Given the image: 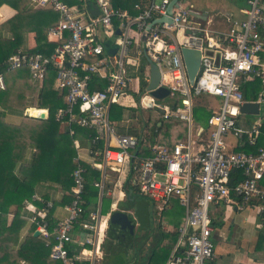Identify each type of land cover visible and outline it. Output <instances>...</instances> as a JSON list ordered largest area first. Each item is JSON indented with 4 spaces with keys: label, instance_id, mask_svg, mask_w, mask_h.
<instances>
[{
    "label": "built area",
    "instance_id": "2783aa9c",
    "mask_svg": "<svg viewBox=\"0 0 264 264\" xmlns=\"http://www.w3.org/2000/svg\"><path fill=\"white\" fill-rule=\"evenodd\" d=\"M171 1L136 3L134 16L114 8L110 0L72 6L63 0L29 2L30 9L59 13L58 24L46 34L47 41L58 45L49 57L18 50L6 61V71L27 69L30 79L39 85L52 71V89L63 98L55 122L71 138L76 136V129L94 133L88 136L90 159L86 166L74 142L77 152L71 173L73 185L66 192L71 201L63 207L66 216L49 230L52 202L33 196L32 201L43 205L39 209L25 202L26 208H32L29 225L46 239L49 258L58 264H100L103 260L106 220L100 208L82 218L86 168L104 171L112 166L118 171L125 167L127 173H135L138 196L155 212L169 208L172 200L184 208V222L176 230L178 238L165 264L213 262L210 214L217 203L237 210L252 207L264 219V0H246L244 18L233 21L226 31L191 23V13L179 0L168 15L170 24L157 23L149 29L152 21L167 16ZM87 5L95 7L97 15H90ZM182 48L196 49L201 54L200 74L193 85L186 77ZM142 54L159 67L160 85L169 91L171 104L163 105L145 91L139 107L143 109L144 99L149 98L151 109L158 110L163 119L187 125L184 141L173 147L150 145L151 155L146 157H138L143 140L119 134L110 119L111 108L127 96L130 74L138 68ZM253 82L257 85L247 87L250 93H256L246 100L244 87ZM5 86L0 75V89ZM201 95L218 98L220 105L217 109L210 106L212 114L204 127H195L192 137L194 101ZM246 102L259 105L257 115L240 112ZM38 110L46 112L43 119L48 118V110ZM247 116L254 120L249 122ZM234 172L240 173V179L232 175ZM104 180L102 176L92 184L100 193ZM75 228L87 234L78 242L80 248L74 245Z\"/></svg>",
    "mask_w": 264,
    "mask_h": 264
},
{
    "label": "trees",
    "instance_id": "16d2710c",
    "mask_svg": "<svg viewBox=\"0 0 264 264\" xmlns=\"http://www.w3.org/2000/svg\"><path fill=\"white\" fill-rule=\"evenodd\" d=\"M63 1L70 6L93 3V0ZM110 1L116 9L127 10L132 16L137 14L133 7L139 3V0ZM29 2L30 0H0V6L6 5L15 11L10 19L0 23V75H3L6 85L5 89H0V264H19L21 260L27 264H58L49 258V248L44 246V242L38 237H33L34 228L32 226L24 241H20L21 231L28 222L25 202H35L32 201V197L39 196L44 202H52L53 208L69 204L70 197H63L61 201L54 202L52 191L59 188L68 191L73 185L71 173L75 168L71 160L75 156L73 138L69 137L66 131L61 133L60 125L54 120L55 112L63 106V98L52 89V71L48 72L41 85L30 79L27 69L6 71L8 58L18 50H25L28 33L34 34L36 44L33 49L27 50L31 56L40 54L43 57H49L58 45L47 41L46 34L49 28L58 24L59 13L51 9H28ZM146 68H148V64L144 57H141L138 71L141 93L147 86L144 79ZM248 85L256 86L257 82L249 83L244 87L246 100L254 98L256 93V90L250 93ZM201 97L202 95L197 96L194 101L193 122L204 127L212 111L210 104L208 106L207 103L200 102L202 101ZM175 99H180V96L177 95ZM28 108L46 109L48 118L29 117L24 114ZM120 112L119 107L113 106L110 119L120 121ZM146 113L147 118L144 126L139 120L138 128L131 135L139 137L142 126L145 128L144 136H142L146 144L139 149L138 157L150 156L148 151L150 145L161 144L173 147L174 144L186 139V123L175 119L165 120L158 110H150ZM8 118H11L12 121L8 122ZM15 119H20L19 123H15ZM76 132L85 135L94 134L85 129H76ZM165 136L172 137V141L167 142ZM86 169V190L84 193L86 204L82 214L83 219H86L89 214L86 209L88 202L96 200L97 189L92 184L100 180L97 171ZM232 175L240 179L239 172H234ZM134 176V172H128L129 182H133ZM129 182L127 186L133 188L132 195L139 198L136 188ZM104 202L103 212L106 214L111 202L110 199H106ZM173 202L177 203L176 200ZM37 204L38 207H42L41 203ZM10 214L13 218L8 225L7 219ZM49 222L51 223L49 230H51L54 224L50 219ZM181 223H175L174 229L167 233L156 229V237L151 244L150 254L146 260L142 259L141 263L138 251L143 245L145 247L147 237L141 236L140 247L133 249L134 256L127 260H123L127 255L123 251L116 252L115 248L111 249L110 247V250L106 248V251L111 255L110 257L113 256V260L114 258L119 259V264H165L178 238L176 230L182 225ZM164 240L165 243L162 244Z\"/></svg>",
    "mask_w": 264,
    "mask_h": 264
},
{
    "label": "crops",
    "instance_id": "0c3cea01",
    "mask_svg": "<svg viewBox=\"0 0 264 264\" xmlns=\"http://www.w3.org/2000/svg\"><path fill=\"white\" fill-rule=\"evenodd\" d=\"M145 0H139L138 2H143ZM28 9H30L29 5L27 6ZM32 10H37V9H32ZM245 9H240V15L238 19L233 20V21H238L242 20L244 18V15L242 11ZM15 14V11L12 10L10 7L6 5L0 6V19L3 17H6L10 19L13 15ZM207 18V17H206ZM207 23H211L210 20L207 21ZM212 24V23H211ZM204 27H209V26H204ZM213 29L212 27H209ZM218 30V29H217ZM36 46L35 41H34V34L33 33H28L26 35V40H25V50H31ZM145 54H142L139 56V66L138 68L134 71L131 72L130 76L132 78L131 85L129 87L128 93L126 97H123L120 101V105H117L121 109L120 112V121H114L115 126L117 129V132L121 135H133L135 132V129L138 128L139 126V120L142 121L143 126L145 123L146 119H143V117L138 116V109H141L139 107V101L142 98L143 94L145 93V87L141 93L140 91V78L138 75L139 67H140V60L141 57H144ZM147 57V56H146ZM149 58V57H147ZM145 59V57H144ZM146 60V59H145ZM144 79L148 85L149 81V76H148V68L145 69L144 72ZM138 99V101H137ZM148 99V98H147ZM159 103L163 105H170L171 102L169 101L168 98L163 99V100H157ZM128 107V108H127ZM29 109V108H28ZM112 109V108H111ZM32 110H37V109H32ZM133 110H137V113L134 114ZM144 111H150L152 109L145 110L144 108L142 109ZM41 111V110H40ZM124 112V115L122 114ZM46 115V114H45ZM146 117V116H145ZM147 118V117H146ZM159 125V124H158ZM142 126V124H141ZM141 128L139 138L143 140V143L141 146L145 145V139L143 138L145 128ZM199 126L195 122L192 124V137H194V131L195 127ZM60 132L65 133L64 127L60 126ZM90 133L87 135L85 134H79L76 132V136L73 139H76V141L73 140V148L75 151V156H76V149L74 142L78 144V153L81 158V162L83 165L86 166L87 161H89L90 156L88 154V148H89V139L88 136ZM143 135V136H142ZM187 138V136H186ZM165 139H167V142L172 141V137L170 136H165ZM102 142V141H101ZM140 146V148H141ZM74 156V157H75ZM72 157V162L73 158ZM117 168V167H116ZM119 168V167H118ZM100 175V180L102 176L105 178L103 181V189L100 193V191L97 189V194H96V200L88 202V206L86 207L88 212H92L95 208L99 207L100 208V213L102 215V219L107 221L112 214L117 210L118 206L125 200L131 201L132 205L137 208V212L134 215V222L135 224H140L139 227L137 228L138 230V237H147V241L149 242V247L147 248L146 245L141 248L140 251H138L140 254L141 253H148L150 254V248L151 244L155 241L156 233L150 230V215L147 210L146 213H142L140 215V208H147L145 205L141 202V197L137 198L133 196V188L130 186H127L129 182L128 178V173L125 169V167H120V170L112 169V166H107L104 171H97ZM110 178H113V181L110 180ZM134 186V180L131 183ZM131 190L130 197H128V193ZM67 190H64L62 188L56 189L55 191H52V199L55 201H61L63 197H69L66 194ZM39 197V196H37ZM40 198V197H39ZM133 198V200H131ZM42 199V198H41ZM110 199V205H109V210L106 214L103 212V208L105 207V200ZM173 201V200H172ZM36 202V203H35ZM31 202L32 206L34 208H42L38 207L37 203H41L38 201ZM49 202V201H48ZM42 204V203H41ZM179 204V203H178ZM67 205V204H65ZM65 205H58L54 207L52 210L49 211L48 213V221L49 219L53 224H56L59 220L63 219L66 216V213L63 209ZM179 207H181L179 205ZM183 208V207H181ZM28 213V218L31 215L30 210L32 208L29 206V208H26ZM184 210V208H183ZM152 214L155 216L156 219H161L159 216L160 214L158 212H152ZM211 221H212V234H211V239L214 244V253H215V258L211 264H264V219L261 218L255 211L254 208L252 207H246L243 210H237L235 207L228 206L222 203H217L214 205L211 209ZM124 216V215H123ZM184 216H185V210H184ZM184 216L182 217L180 223L183 221L184 222ZM12 214L8 216L7 219V224L9 225L12 221ZM125 218V216L123 217ZM50 223V222H49ZM166 224V223H165ZM51 225V223H50ZM147 226L148 230L146 232H141L140 230L143 228V226ZM169 225V224H167ZM33 227V226H32ZM171 227V226H170ZM31 228V225H29V222L25 225V227L22 229L21 234H20V241H24V238L28 234V230ZM34 228V227H33ZM146 228V229H147ZM140 229V230H139ZM158 229L162 230L163 232H171L174 229V226L171 227V229H167L163 223H160L158 225ZM74 237L76 239L75 242V247L80 248L78 245V242L86 237L87 234H84L82 231H78V228H75L74 230ZM43 242L44 246H47V241L41 236H38ZM151 239V240H150ZM140 242V240H139ZM145 242V243H146ZM165 243V240L162 242V244ZM106 240L104 236V240L102 243V254H103V260L101 261L100 264H111L113 263V258L110 257L109 253H107V250H110V248L107 246L106 247ZM137 248V247H136ZM135 248V249H136ZM16 250V249H15ZM127 257H133L134 253L132 250L126 251ZM137 252V251H136ZM138 253V255H139ZM137 254V253H136ZM125 255V254H124ZM134 260V259H133ZM146 260V259H145ZM135 261V260H134ZM133 261V262H134ZM142 260H139L141 263ZM166 263V262H165ZM19 264H27V262L21 260Z\"/></svg>",
    "mask_w": 264,
    "mask_h": 264
},
{
    "label": "rangeland",
    "instance_id": "374dc122",
    "mask_svg": "<svg viewBox=\"0 0 264 264\" xmlns=\"http://www.w3.org/2000/svg\"><path fill=\"white\" fill-rule=\"evenodd\" d=\"M181 4L183 8L187 9L189 13H191V19H190L191 23L200 24L203 27L209 26L212 27L213 29H218L220 31L228 30L233 20L238 19L240 15V9L247 8L246 0H181ZM7 20L8 18L3 17L0 19V23H3ZM208 20H210L212 24L211 23L208 24L207 23ZM201 99L202 101L200 102H204L205 104L207 103L208 106L210 104V106H213L215 109H217L220 105V100L212 96L202 95ZM26 110L24 114L31 117V115H29ZM261 112L264 113V106H262ZM133 113L136 114L137 110H133ZM122 114L124 115V112ZM138 116L139 118L143 117V119H146L147 113L142 109H138ZM32 118L34 117L32 116ZM241 119L244 118L242 117ZM247 119L249 122H251L252 120H254V117L247 116L246 120ZM9 121H12V119L8 118V122ZM19 121L20 119L19 120L15 119L14 122L19 123ZM110 180L113 181V178H110ZM126 203L127 202H125V204ZM147 210L148 212L149 211L154 212L153 207L149 203L147 206ZM158 213L159 214L161 213L159 215L161 219L156 220V224H153V228H152L153 222L150 221V230H152L153 232H155L156 229H158V225L160 223H163V225L170 230L171 227H173L175 223H179L182 217L184 216L183 208L179 207L178 202L174 203L173 201L170 202V206L167 210ZM122 251L125 254L127 253L124 250ZM127 259L128 257L125 256V259L123 260H127ZM118 261L119 259L117 258H114L113 260L114 263L119 264Z\"/></svg>",
    "mask_w": 264,
    "mask_h": 264
},
{
    "label": "water",
    "instance_id": "95a60500",
    "mask_svg": "<svg viewBox=\"0 0 264 264\" xmlns=\"http://www.w3.org/2000/svg\"><path fill=\"white\" fill-rule=\"evenodd\" d=\"M177 1H179V0H172L170 2V4L167 7V16L166 17H162L160 19H155L154 21H152L148 25V28L150 29L152 26H154L157 23L170 24L171 20L168 17V15L171 12V8L175 5V3ZM87 10H88V13L90 15H97V9L95 7L91 8L89 5H87ZM117 34H119V32H117ZM112 53H114V50L112 51ZM181 56H182V61H183L187 80H188L189 84L193 85L196 77L200 74V62H201L200 51L196 50V49L182 48L181 49ZM144 57H145L146 62L148 64V76H149L148 85L145 88V91L149 92V95L156 100H163V99L168 98L169 97V91L165 87L160 85L161 72H160L159 67L151 59L147 58L146 55H144ZM143 107L145 110L151 109L152 103H151L149 98L144 99ZM240 112L242 114H245V115H257L259 112V105L256 103H250V102L247 103L246 102L240 107ZM34 118L43 119L44 117L41 114V115H38L37 117H34ZM130 194H131V190L129 191L127 196L130 197ZM131 200H133V198ZM145 207H146V205H145ZM138 212H140V215L142 213H146L147 208L146 209L140 208V210ZM114 214L112 215L113 217H117V216H119L121 218L124 217L123 215L118 214V213H116L115 215ZM113 228H114L113 226L109 227V234L114 233ZM38 236H39V232L34 231L33 237L36 238Z\"/></svg>",
    "mask_w": 264,
    "mask_h": 264
},
{
    "label": "flooded vegetation",
    "instance_id": "af4514ba",
    "mask_svg": "<svg viewBox=\"0 0 264 264\" xmlns=\"http://www.w3.org/2000/svg\"><path fill=\"white\" fill-rule=\"evenodd\" d=\"M125 202H127L125 204ZM141 202L148 206V202L144 199H141ZM136 206V204H135ZM134 205H132L131 201L125 200L123 201L117 208V210L114 212L115 214H121L124 215L125 218H121L119 216L113 217L111 216L107 221H106V228H105V240H106V246L112 248H115L116 252L117 251H128L132 250L140 245L139 242V237L137 235L138 230L137 228L139 227L138 224H135L134 222V215L137 212V208ZM113 213V214H114ZM112 214V215H113ZM114 214V215H115ZM150 219L149 221L153 222L152 223V228L153 224H156V218L152 214V211H149ZM113 226L114 233L109 234V227ZM147 226H143V228L140 230L141 232H146L148 230ZM132 240V243H131ZM151 240V239H150ZM131 243V244H130ZM132 247V248H131ZM146 247H149V242H146ZM139 260L147 259L148 253H139L138 255Z\"/></svg>",
    "mask_w": 264,
    "mask_h": 264
},
{
    "label": "bare ground",
    "instance_id": "6f19581e",
    "mask_svg": "<svg viewBox=\"0 0 264 264\" xmlns=\"http://www.w3.org/2000/svg\"><path fill=\"white\" fill-rule=\"evenodd\" d=\"M27 113L29 114V115H31V117L33 116V117H37L38 115H43V117H45V114H46V112L45 111H40V110H32V109H28L27 110Z\"/></svg>",
    "mask_w": 264,
    "mask_h": 264
}]
</instances>
